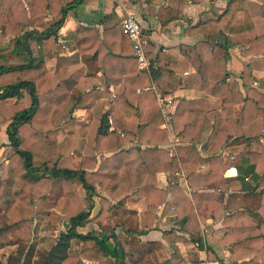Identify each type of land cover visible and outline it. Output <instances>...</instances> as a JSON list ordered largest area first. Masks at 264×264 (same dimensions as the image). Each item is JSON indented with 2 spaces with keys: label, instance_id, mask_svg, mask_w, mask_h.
<instances>
[{
  "label": "crops",
  "instance_id": "1",
  "mask_svg": "<svg viewBox=\"0 0 264 264\" xmlns=\"http://www.w3.org/2000/svg\"><path fill=\"white\" fill-rule=\"evenodd\" d=\"M226 5L227 0L77 1L66 6L54 45L43 55L39 44L31 47L33 62L41 58L49 73L55 71L57 57L72 58L71 62L62 63L58 67L59 75L55 82L59 84L60 90L65 91V100L59 106L56 101L51 108L48 107V113L54 112L57 118L62 117L73 102L77 103L69 113L74 121L63 119L55 128L57 141L73 133L78 136L77 144L70 153L71 168L79 167L84 148L90 139L89 131L79 127V124H91L95 116L102 115L105 118V133L116 132L123 138L116 150L158 147L167 154L162 155L163 158H171L166 164L158 155H153L149 163L150 170L146 168L150 172L141 169V159L135 160L136 171L131 176L150 175L153 171L157 187L165 191V199L157 206L151 226H144L142 223L141 213L146 208V201L139 191L111 198L101 193L97 185L92 194L81 185L77 187L78 195L89 214L85 222L76 226V231L114 233L117 241L126 245L119 264H123L125 260L127 264H176L179 257L186 264H260L264 259V176L258 173L254 177L251 170L243 169L247 165L246 157L250 150L249 141L239 133L240 129H245L240 121L243 103L233 104L229 118L223 110L222 98L217 94L218 89L213 86L212 80L197 71L200 53L196 51L195 44L203 41L205 35L192 28L202 21L219 16ZM247 7L258 25V32H262L264 2L247 0ZM128 11L135 13L145 40V64L142 66L137 62L136 65L132 58H118L115 62L117 65H112L103 50V46L107 44L117 53L133 50L128 42L105 30L120 25ZM53 14L47 13L42 19L52 20ZM28 21H33L30 16ZM80 25L90 29L83 33L82 43L77 36ZM231 36L232 34L222 32L217 37L218 42L226 44L228 51L225 65L228 76L225 81L237 79V87L244 94L238 76L243 64L249 63L252 75L250 85L264 93L263 55L244 54L242 45L228 40ZM7 39L5 37L0 41V45H5ZM98 42L103 45L100 49L95 48ZM1 63L6 64L2 59ZM124 79L128 84L126 98L134 101L132 107L127 110L121 107L110 109V102ZM257 81L260 85H256ZM49 83L46 80L40 82L43 87ZM143 91H151L152 94L145 95ZM22 94L24 104L28 106L30 97L27 90L23 89ZM47 95L50 100L51 97H56L51 93ZM153 106L162 118L159 127L153 131H164L166 140L163 142L156 139L149 130L141 134V140L138 137L140 125ZM112 116L116 118V122H113ZM9 122V119L0 122V126L4 125L2 133L5 135ZM128 129L131 131L128 132ZM212 133L216 134L213 140L210 137ZM259 142L264 146V129L261 130ZM105 143L107 142H102L100 148L95 150V166H98L101 155L111 157L114 153L107 150ZM251 143L255 144L253 141ZM5 144L7 145L0 146V156L8 153L1 158L5 168L4 172L0 171V180L6 178L7 165L14 152L11 144ZM92 169L94 167L89 170ZM41 181L43 193L46 192L44 184L54 181L59 184L57 178L51 177L48 180L47 175ZM19 186L20 183L16 180L13 187ZM60 195L61 190H58L57 197L49 201L54 202ZM99 195L106 196L111 204L104 214V225L101 228L91 220L99 208ZM34 213L42 218L45 215V211L41 209H35ZM0 216L4 223L10 222V217L1 204ZM66 220L67 216L64 215L61 219L64 226L62 230L65 229ZM169 229H174L175 235L185 238L174 242L177 253L172 252L163 236V231ZM132 237L134 240H130ZM131 243L138 244L136 251L130 250ZM8 245H17L16 250L6 256L0 253L2 263L10 264L18 256L20 261L38 260L32 256L34 246L31 243L17 256L16 232L10 234L9 242L0 247V250ZM159 250L164 254L158 253ZM101 260L104 264H116L113 257L106 255L96 257L89 263L100 264Z\"/></svg>",
  "mask_w": 264,
  "mask_h": 264
},
{
  "label": "trees",
  "instance_id": "2",
  "mask_svg": "<svg viewBox=\"0 0 264 264\" xmlns=\"http://www.w3.org/2000/svg\"><path fill=\"white\" fill-rule=\"evenodd\" d=\"M77 1L83 0H0V41L5 37L8 38L5 45H0V122L10 120L6 126V143L14 148L7 165V176L0 180V204L10 217L9 223L0 224V247L9 242L10 234L16 232L17 256L22 253L29 241L35 209L44 210V219L51 224H55L61 217L53 211V208L61 207L67 216L65 229L59 232L56 241L42 259L31 262L20 261L18 256L10 264H80V259L71 245L72 238L88 240L101 255L113 257L116 264L121 262L126 245L117 241L114 233L76 231V226L85 222L89 214L76 193L79 185L90 194L95 193V185H97L101 193L111 198H117L126 192L139 191L146 201V208L141 213L144 226L153 224L157 206L165 199V191L157 187L153 171L150 175L138 177L131 174L136 171L137 158L141 159L143 170L146 168L150 170L149 163L153 155H158L166 164L171 158L167 156L163 158L162 155L167 154L158 147L143 150H138L137 147L116 150L123 138L116 132L105 133L104 115L95 116L91 124H79V127L89 131L90 139L84 148L77 169L69 165L70 153L78 141L77 134H70L61 141L56 139L55 128L58 123L63 119L68 122L74 121L69 113L72 107L76 106V102L71 104L68 113L65 112L62 117L56 118L54 112L48 113V107L53 103L56 104L57 101L59 106L65 100L63 94L65 91L60 90L59 84L55 82L59 75L58 67L62 63L71 62L72 58L57 57L55 71L49 73L41 58L33 62L31 47L39 44L42 55L45 54L54 45L55 35L65 16L66 6ZM260 1L264 2V0ZM50 12L54 13L52 20L42 19ZM28 16L32 18V23H29ZM257 27L258 25L249 14L247 0H227V5L219 16L202 21L192 28L200 30L205 35L203 41L195 44L196 51L200 53L197 71L211 79L213 86L218 89L217 94L222 98L225 114L230 118L233 104L243 103L240 121L245 125V129H240L239 133L246 137L250 146L246 157L247 165L243 169L251 170L254 177H257L258 173L264 176V146L259 142L261 130L264 129V93L250 85L252 75L248 64L243 66L238 76L244 94L237 87V79L225 81L228 76L225 69L228 51L226 44L218 42L217 37L220 33L227 32L232 34L228 40L242 45L244 54H262L264 69V30L258 32ZM105 30L128 42L132 50L131 41L121 25ZM86 31H90L87 26H79L77 36L81 43L84 41L83 33ZM106 38L105 36L104 39ZM101 45V42H98L95 48L100 49ZM103 50L112 65H117L115 62L118 58H132L135 63H138L133 50L117 53L108 44L103 46ZM1 59L6 64L1 63ZM126 79L117 87V92L109 105L110 109L121 107L127 110L132 107L134 101L126 98V92H128ZM45 80L50 83L43 87L40 82ZM23 89L27 90L30 97L28 106L24 104ZM135 89L136 86L133 87V90ZM48 93L55 94L56 97H51L50 100ZM143 93L152 94L151 91H143ZM64 108H66L65 105ZM112 117L113 122H116V118ZM161 122L159 111L155 106L151 107L149 115L140 125L139 139L141 140V134L145 133V130H149L160 142L165 141L164 131H153ZM124 129L127 131V128ZM130 131L131 129H128V132ZM210 137L213 140L216 134L212 133ZM252 141L255 144H252ZM102 142H107L105 143L107 150L114 153L111 157L101 155L98 166H95V150L100 148ZM91 167L94 169L89 170ZM191 169L193 170L194 167L192 166ZM149 170L146 171L150 172ZM44 175H47L48 180L51 177L59 180L62 195L56 203L46 202L42 198L41 178ZM16 180L19 181L20 186L15 188L13 184ZM262 192L264 194V188ZM34 200L37 201L34 202ZM98 204L99 208L91 219L103 217L111 206L109 199L104 195H99ZM163 236L173 253H177L174 242L185 239L183 236L175 235L174 229L163 231ZM0 264L7 263L0 261ZM176 264L186 263L179 257ZM260 264H264V259Z\"/></svg>",
  "mask_w": 264,
  "mask_h": 264
},
{
  "label": "rangeland",
  "instance_id": "3",
  "mask_svg": "<svg viewBox=\"0 0 264 264\" xmlns=\"http://www.w3.org/2000/svg\"><path fill=\"white\" fill-rule=\"evenodd\" d=\"M247 64L249 65V63H244L243 66L247 65ZM256 85H260V82H258ZM3 130H4V125L1 124V126H0V143L2 145H7V144H5L7 142V138H6V135L2 133ZM1 144H0V146H1ZM9 152H11V150ZM6 155H8V153H5L2 156H0V171H2V172H4L5 167H4V160H1V158L6 157ZM44 187H45L46 192L43 193L42 198L44 201L48 202L50 199H54L55 197H57L58 190H60V183L57 184L56 181L48 182L47 184H44ZM76 193L78 195L77 188H76ZM61 195H62V191H61ZM59 197L53 203H56L58 201ZM78 197H79L82 205H84L83 200L80 198L79 195H78ZM98 207H99V204H98ZM55 208H57V209L55 210L53 208V211H55L57 214H59L61 216L60 219L55 224H51L50 222H47L44 219L45 215L42 218L41 215H37V214L35 215V213L33 214L31 233H30L29 241L25 245V249L29 246V243H31L34 246L33 249L29 248V249H32V251H33L32 256L34 259L40 260L41 256L46 252L47 249L50 248L52 243L56 240V237L59 234V231L62 230V228H64V226L61 224L62 223L61 219L65 214H64L62 208H59V206L55 207ZM60 209H61V211H60ZM0 218H1L0 221L3 222V219L1 216H0ZM91 220L98 225V228H101L104 225L102 223V221L104 220V216L99 218V219H91ZM118 220H119V218H118ZM133 238L134 237H132L130 240H134ZM71 243H72V246H73L75 252L78 251V252H76V254L78 255V257L80 259V264H90L89 261H93L96 257L98 258V257L102 256L100 254V252H98L97 250H95L93 248V246L91 245V243L88 240L79 241L78 239L74 238L71 240ZM16 246L15 245H8V246L4 247L3 249H1L0 253L3 254L4 256H6L9 253L14 252L16 250ZM138 247H139L138 244L131 243L130 250L135 249V251H136V249H138ZM137 252H142V251H137ZM158 253L164 254V252H162V250H159ZM100 264H104L103 260L100 261ZM123 264H127V260H125V262H123Z\"/></svg>",
  "mask_w": 264,
  "mask_h": 264
},
{
  "label": "built area",
  "instance_id": "4",
  "mask_svg": "<svg viewBox=\"0 0 264 264\" xmlns=\"http://www.w3.org/2000/svg\"><path fill=\"white\" fill-rule=\"evenodd\" d=\"M120 25L131 41L133 53L140 66L145 64L143 44L145 40L141 35V28L133 11H128L121 20Z\"/></svg>",
  "mask_w": 264,
  "mask_h": 264
},
{
  "label": "water",
  "instance_id": "5",
  "mask_svg": "<svg viewBox=\"0 0 264 264\" xmlns=\"http://www.w3.org/2000/svg\"><path fill=\"white\" fill-rule=\"evenodd\" d=\"M222 40H225L224 38H222Z\"/></svg>",
  "mask_w": 264,
  "mask_h": 264
}]
</instances>
